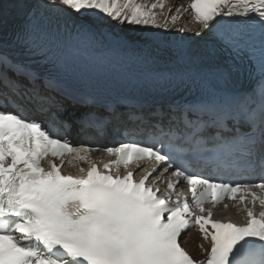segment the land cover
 <instances>
[{
	"label": "snow or ice",
	"instance_id": "snow-or-ice-1",
	"mask_svg": "<svg viewBox=\"0 0 264 264\" xmlns=\"http://www.w3.org/2000/svg\"><path fill=\"white\" fill-rule=\"evenodd\" d=\"M19 3L26 6V0ZM165 4L43 0L45 7L64 6L90 22L77 25L65 42L48 30L37 32L29 12L13 44L40 52L58 72L113 53L154 63L151 41L143 37L155 34L123 26L167 29L172 8L165 11ZM189 10L198 27L179 31L213 33L228 59L153 72L145 81L192 93L168 106L183 133L170 128L141 140L126 132L118 144L99 147L70 142L63 104L49 94L69 96L68 89L57 76L0 52V264H264V0H189L187 7H175L171 23ZM171 51L177 62L184 60L182 45ZM246 68L253 83L243 88ZM72 98L87 109L76 118L81 131L102 133L118 118L112 105L105 106L111 117H104L89 108L94 101L88 97ZM33 106L49 119L32 115ZM154 127L162 129L161 122ZM97 151L112 159L98 167L91 156ZM65 163L78 174L65 172ZM169 170L176 179L153 178ZM136 172L143 174L134 179ZM181 181L190 198L177 191ZM160 183L166 184L163 192ZM218 205L242 211L244 222L215 218ZM192 228L205 242L199 245L203 260L181 245Z\"/></svg>",
	"mask_w": 264,
	"mask_h": 264
},
{
	"label": "bare ground",
	"instance_id": "bare-ground-1",
	"mask_svg": "<svg viewBox=\"0 0 264 264\" xmlns=\"http://www.w3.org/2000/svg\"><path fill=\"white\" fill-rule=\"evenodd\" d=\"M36 3L39 5L43 6V0H35ZM138 2L143 3L145 0H138ZM148 2H152V0H148ZM189 3V0H166L165 4V11L168 10L169 7L172 8V11L169 13V27L167 29H157V28H152L150 26L147 27H141V26H123L125 28H134L136 32H143V33H152L155 34L154 36H145L143 39L150 40L151 41V46L155 45H184L191 43L195 41L196 39H199L201 37H204L208 32L202 33L200 37H197L194 35V31H188L186 30L185 32L181 33L179 31V28L187 26L188 29H193L195 30L198 26L194 24V22L191 19V11L189 10L188 12L184 13L181 16V19L173 25L171 23V15H175V7L183 6L187 7V4ZM53 9L56 10H61L64 15L69 16L70 18L74 19V21L78 24H80L83 21H88L90 22L88 17H81L78 14H76L74 11L65 8L64 6H59V9L55 6H50ZM157 12L160 11V9H156ZM161 21H163L164 17L161 16ZM114 24V22H110ZM115 27L119 28L121 27L120 25H114ZM105 30H110L105 26ZM39 32V30L37 31ZM111 55V54H110ZM108 55V56H110ZM107 56V58H108ZM104 59L102 62L108 63V59ZM113 66V64L111 65ZM117 68L121 69V71L126 72V73H141L147 70V68L140 67V68H134L132 65H127L125 63H118L116 66ZM201 243H205L199 232L194 231L189 233L187 236L183 237V244L187 248L190 254L194 255L195 257L199 256V253L201 252L199 245ZM207 246V245H205Z\"/></svg>",
	"mask_w": 264,
	"mask_h": 264
}]
</instances>
